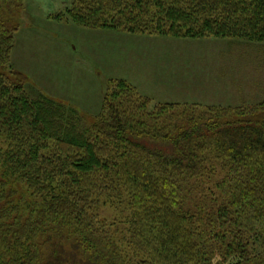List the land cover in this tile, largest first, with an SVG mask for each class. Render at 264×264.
<instances>
[{
    "label": "trees",
    "instance_id": "1",
    "mask_svg": "<svg viewBox=\"0 0 264 264\" xmlns=\"http://www.w3.org/2000/svg\"><path fill=\"white\" fill-rule=\"evenodd\" d=\"M21 3L0 0V264H264V102L185 109L111 79L87 124L12 68ZM59 19L264 45V0H73Z\"/></svg>",
    "mask_w": 264,
    "mask_h": 264
},
{
    "label": "rangeland",
    "instance_id": "2",
    "mask_svg": "<svg viewBox=\"0 0 264 264\" xmlns=\"http://www.w3.org/2000/svg\"><path fill=\"white\" fill-rule=\"evenodd\" d=\"M72 2L22 0L16 10L11 65L26 77L32 98L43 94L71 105L87 124L99 114L111 79L127 81L155 103L185 109L264 102V45L84 29L57 20Z\"/></svg>",
    "mask_w": 264,
    "mask_h": 264
}]
</instances>
